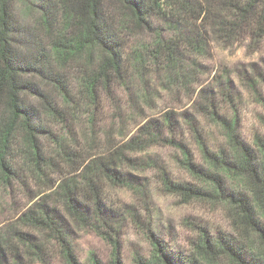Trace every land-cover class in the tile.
Segmentation results:
<instances>
[{
	"label": "trees",
	"instance_id": "1",
	"mask_svg": "<svg viewBox=\"0 0 264 264\" xmlns=\"http://www.w3.org/2000/svg\"><path fill=\"white\" fill-rule=\"evenodd\" d=\"M16 3L0 0V197L14 213L0 224V264H22L26 256L83 264L72 242L81 228L112 243L110 264H123L114 223L128 215L108 208L106 189L128 185L126 169L136 168L135 154L152 143L175 145L168 134L175 119L149 118L131 97L125 111H113L100 152L73 151L78 125L84 117L96 122L102 97L127 90L135 78L150 102V69L163 87L190 95L192 70L211 43H264V0H38L28 3L31 19L23 24ZM131 124L137 131L129 138ZM224 131L226 147L214 152L200 143L204 165L179 145L197 184L163 180L190 200L224 205L230 231L200 228L189 248L173 250L148 229L153 251L134 264H264V139L250 145L231 124ZM19 194L27 200L20 212ZM129 218L139 225L135 214ZM88 264L104 263L92 256Z\"/></svg>",
	"mask_w": 264,
	"mask_h": 264
},
{
	"label": "rangeland",
	"instance_id": "2",
	"mask_svg": "<svg viewBox=\"0 0 264 264\" xmlns=\"http://www.w3.org/2000/svg\"><path fill=\"white\" fill-rule=\"evenodd\" d=\"M30 2L36 4L38 0H17L15 10L21 24L31 19ZM197 62L192 70L193 79H190V95L181 87L177 90L163 87L154 70L150 69L147 73L152 87L150 102L141 97L142 83L135 78L127 90L123 88L102 97L96 122L84 117L77 127L76 139L71 146L73 151L89 149L100 152L107 144L113 111L116 107H121L118 108L119 113L125 111L131 97L139 99L149 118L162 122L165 115L171 113L175 119L172 131H168L169 136L176 140L175 145L163 141L152 143L144 152L135 154L140 160L139 165L126 169L131 176L129 184L120 187L108 184L106 189L108 208L118 209L120 213L125 210L128 215L114 223V239L118 242L123 264H134L137 255L150 256L153 246L147 238L148 229L173 250L189 248L200 228L214 234L220 230L230 231L228 210L224 205L190 200L165 185V175L171 183H198L184 165L185 151L179 147L180 144L195 164L204 165L200 143L214 152L226 147L225 124H231L235 134L250 145H254L257 136L264 139V43L260 47L247 43L236 49H225L211 43L210 55L198 57ZM88 129L95 130L94 139L88 135ZM136 131L131 124L126 134L130 138ZM114 135L115 143L124 139L119 131ZM92 140L96 141L94 145ZM56 178L52 174L51 179ZM26 202L22 195L17 196L14 203L18 212L23 210ZM9 205L10 202L5 203L0 197V224L7 223L14 216ZM130 214L137 216L138 226L130 220ZM24 232L33 234L30 230ZM72 242L83 264H88L92 256L104 264H110L113 259L114 245L93 229L75 230ZM24 258L22 264H40L32 262L28 256Z\"/></svg>",
	"mask_w": 264,
	"mask_h": 264
}]
</instances>
